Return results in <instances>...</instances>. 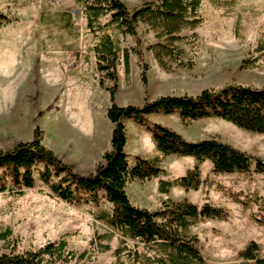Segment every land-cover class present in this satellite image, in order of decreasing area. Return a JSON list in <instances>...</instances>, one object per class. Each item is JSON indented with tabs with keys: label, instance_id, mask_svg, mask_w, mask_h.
<instances>
[{
	"label": "rangeland",
	"instance_id": "1",
	"mask_svg": "<svg viewBox=\"0 0 264 264\" xmlns=\"http://www.w3.org/2000/svg\"><path fill=\"white\" fill-rule=\"evenodd\" d=\"M120 1L131 9L159 0ZM0 12L10 19L0 27V150L31 140L38 128L42 144L63 164L80 175L92 173L110 148L112 126L105 116L109 94L99 85L92 51L96 38L86 26L83 5L76 0H0ZM198 15L201 23L193 30L195 42L181 45L185 67L173 66L170 72L162 70L147 49L157 39L145 25L137 27L138 45L134 37L105 31L129 55L128 73L122 63L117 67V105L141 107L161 96H196L204 89L225 85L264 87V0H204ZM132 48L142 52L147 65L145 84ZM145 121L171 129L189 142L215 139L264 160L263 134L219 119L184 124L177 112H157ZM124 125L129 167L136 158L156 159L162 170L156 178L127 183L125 191L132 205L155 211L163 203L187 200L222 208L227 212L224 220H204L190 228L205 260L240 264L238 252L250 242L258 244L264 256V173L251 168L248 173L215 174L204 161L198 165L201 184L197 190L172 186L161 193L160 182L184 176L195 166L194 160L162 156L149 131L132 120H124ZM34 169V185L23 188L21 195L4 182L0 234L6 230L10 234L0 240V254L36 250L62 240L67 251L85 253L83 260L70 264H116L114 251L124 239L128 249L154 255V248L134 244L99 218L101 212L110 210L101 194L97 204L66 202L39 179L43 166ZM57 179L53 176L50 182ZM234 197L248 199V205L242 206ZM121 260L126 264L123 256Z\"/></svg>",
	"mask_w": 264,
	"mask_h": 264
},
{
	"label": "trees",
	"instance_id": "2",
	"mask_svg": "<svg viewBox=\"0 0 264 264\" xmlns=\"http://www.w3.org/2000/svg\"><path fill=\"white\" fill-rule=\"evenodd\" d=\"M83 5L87 28L94 34V52L99 85L109 94L110 105L106 118L111 124L109 150L102 155V163L88 175L75 173L71 166L63 164L54 153L42 144V133L33 131L32 139L18 142L9 150H0V192L6 190V181L17 195L22 189L34 185V168L42 165L39 179L49 183L51 191L60 199L70 203L97 204L100 195L110 205L108 212H101L99 218L114 233L130 239L134 244L154 248L153 256L141 254L136 249H128L124 239L114 251L116 264H209L197 247V237L190 228L204 220H224L227 212L209 204L197 206L187 200L166 202L149 211L130 203L125 188L134 180L156 178L162 170L156 159L136 158L129 167L125 153L126 132L124 120H132L151 133V140L162 156L192 158L195 166L184 176L170 182L161 181L159 191L166 193L172 186L184 190H197L201 184L198 165L207 161L215 174L248 173L251 168L256 173H264V160L215 139L189 142L175 131L160 125H148L146 117L162 112H177L184 124L200 119H219L239 129L264 135V87L225 85L218 89H204L196 96H161L145 102L141 107L119 106L114 101L117 91V67L122 63L128 73V50L121 48L120 42L105 32L113 29L120 35H127L140 43L137 27L145 25L155 34L157 41L148 46L159 67L170 72L173 66L185 67L183 44H193L196 34L193 30L201 23L198 15L204 0H159L147 2L131 9L120 0H76ZM219 1V0H212ZM106 18L104 22L99 20ZM10 19L0 12V27ZM189 31L190 33H184ZM262 49V47H259ZM139 58L141 81L146 82L147 65L142 61V52L132 48ZM106 82L110 84L105 85ZM56 182H50L51 177ZM242 206L248 199L233 198ZM261 224L262 219H257ZM6 230L0 240L9 236ZM110 236L113 233H108ZM85 258V253L77 254L66 250V242L57 240L46 243L36 250H25L0 254V264H70ZM240 264H264L258 244L250 242L238 252Z\"/></svg>",
	"mask_w": 264,
	"mask_h": 264
}]
</instances>
